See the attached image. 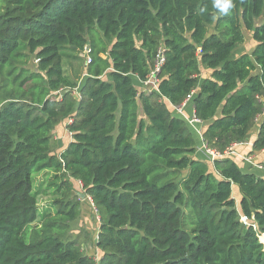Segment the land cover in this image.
Instances as JSON below:
<instances>
[{"label":"trees","instance_id":"1","mask_svg":"<svg viewBox=\"0 0 264 264\" xmlns=\"http://www.w3.org/2000/svg\"><path fill=\"white\" fill-rule=\"evenodd\" d=\"M217 2L2 0L0 264H264V179L230 158L211 171L165 103L194 92L201 140L220 154L263 115L252 150L264 149V0H230L226 12ZM244 32L255 47L232 57ZM160 52L157 92H138L132 78L146 82ZM58 124L72 139L54 156ZM45 170L91 201L98 261L66 239L80 216L67 180L38 217L33 176Z\"/></svg>","mask_w":264,"mask_h":264},{"label":"rangeland","instance_id":"2","mask_svg":"<svg viewBox=\"0 0 264 264\" xmlns=\"http://www.w3.org/2000/svg\"><path fill=\"white\" fill-rule=\"evenodd\" d=\"M1 2L2 0H0V10L3 6ZM263 21L264 18H260L256 20L255 24L259 25ZM254 47H255V42L252 40L251 34L244 32V42L233 51L232 57H237L244 53L250 54ZM79 57L82 59V63L79 64L75 63L74 67L75 69L80 70V72H83L84 70L83 65H85L84 64L85 62L83 63L84 53L79 54ZM34 65L35 62L33 61V57H31L29 68L33 69ZM64 67L66 73L68 75H71V71L69 69L70 67H68L67 64H64ZM200 69L202 71L200 74L201 79L209 76L210 73L209 71L205 72L203 67H201ZM83 78L84 76L82 75L80 81ZM132 81L134 87L138 92H147L153 89V86L145 85L144 83L141 84V82H139L134 77L132 78ZM73 94L75 97H77L76 92H73ZM166 106L168 107L169 111L173 116L177 115V113H175L167 103ZM260 118L261 117L258 118L256 124L258 123ZM204 129H205V125L203 123V125L200 126L201 134L204 131ZM71 139H72V134H69L68 132L65 131V126L59 127L58 132L51 134L50 155L58 156V154L61 152L60 149L62 148V146H66L67 141ZM195 141L197 143L196 145L198 151L197 159L206 163L208 167H210L209 169L211 170V162L208 159V155L205 153L204 145L196 137H195ZM202 152L204 154L202 157H200L202 155ZM62 180H67L71 184L72 196L75 197V199L79 202L80 205V209H79L80 216L78 217L77 220H75L70 224L66 239L74 241L75 245L80 249V251L84 255L93 258L95 261H98L100 257V252L96 249V240L98 233V216L91 201L82 191L80 184L77 181L71 179L69 174H63V173L55 174L52 172V170H45L33 176V192L37 199L38 217L49 211L51 214L54 213L53 202L62 198L55 185L56 184L59 185ZM236 195L237 194L235 192V189H233V198H235ZM235 202H237V200ZM237 208L239 209L238 206Z\"/></svg>","mask_w":264,"mask_h":264},{"label":"built area","instance_id":"3","mask_svg":"<svg viewBox=\"0 0 264 264\" xmlns=\"http://www.w3.org/2000/svg\"><path fill=\"white\" fill-rule=\"evenodd\" d=\"M85 50H86V53H87L88 50L87 49H85ZM85 58H86V64L89 63V59H88L87 55L85 56ZM163 61H164V59H163L162 53L160 52L158 57H157L155 66H154V70L150 73V76H149L148 80L146 82H144L145 85L153 86V89L149 90L147 92H157L156 74L159 72V68L163 64ZM193 96H194V92L190 93L187 96L185 102L179 107H173V106H170V105L169 106L171 107V109L175 113H177L176 116H178V118H180L183 122H185V124L188 126V128L190 130L198 131V133H200V135H202L201 131H200V126H202L203 123L195 119L193 111H190L189 113H187L186 110H185L186 104L188 102L192 101ZM263 101H264V99H263ZM71 123H72L71 119H68L67 122H66L67 125H70ZM69 134H71V133H69ZM201 142H202V140H201ZM202 144H203V142H202ZM244 145H247V144H245V143H233L222 154L216 153V152H213V151H208L205 148V145H204V149H205V153L208 155V159H209V161L211 162V165H212L215 160H221V159H224V158L234 159L235 157H238V148L242 147ZM244 160H245L246 163H248L249 166L255 167L258 171H261V172L264 173V163H253L252 160L250 159V157H248V156H245ZM240 221L244 225L248 224L247 219L245 217H241Z\"/></svg>","mask_w":264,"mask_h":264},{"label":"crops","instance_id":"4","mask_svg":"<svg viewBox=\"0 0 264 264\" xmlns=\"http://www.w3.org/2000/svg\"><path fill=\"white\" fill-rule=\"evenodd\" d=\"M205 72L206 71H209V70H206L204 69ZM202 72V71H200ZM210 72V71H209ZM142 84V82H141ZM185 110L187 113H189L190 111H193V106H192V101L188 102L186 104V107H185ZM260 120L258 121V123L254 126V128L250 131V133L248 134V136L246 137L245 141H243V143L247 144V145H244L242 147H239L238 148V157H235L234 160L236 161L237 165L239 168H241V170L243 172H246V173H252L260 178H263L264 179V173L261 172V171H258L255 167H251L248 165V163L245 162L244 160V157L245 156H248L250 157V159L252 160L253 163H264V149L261 150V151H253L252 150V143L253 141L255 140L256 136H257V132H258V129H259V125L260 123L262 122V119H263V115L260 116ZM259 118V117H258ZM258 120V119H257ZM61 126H65L63 124H58L55 128H54V131H52L51 134H54L55 132H58V128L61 127ZM65 131L68 132L65 128ZM71 140L67 141L66 143V146L67 144L70 142ZM66 146H62V148L60 149V151H62ZM196 148V152H195V158L197 159V146L195 147ZM202 150V149H200ZM203 152H202V155L200 157L203 156ZM235 189V192H236V196H235V201L237 200V203L239 201V194L237 193L238 190L236 188Z\"/></svg>","mask_w":264,"mask_h":264},{"label":"clouds","instance_id":"5","mask_svg":"<svg viewBox=\"0 0 264 264\" xmlns=\"http://www.w3.org/2000/svg\"><path fill=\"white\" fill-rule=\"evenodd\" d=\"M217 7L220 8L221 12H226L231 7L230 0H224L223 3H220L218 0Z\"/></svg>","mask_w":264,"mask_h":264},{"label":"bare ground","instance_id":"6","mask_svg":"<svg viewBox=\"0 0 264 264\" xmlns=\"http://www.w3.org/2000/svg\"><path fill=\"white\" fill-rule=\"evenodd\" d=\"M192 132H193V134L198 138V140L199 141H201V135H200V133H198V131H193V130H191ZM259 241H260V243L263 245V247H264V235H261V236H259Z\"/></svg>","mask_w":264,"mask_h":264},{"label":"water","instance_id":"7","mask_svg":"<svg viewBox=\"0 0 264 264\" xmlns=\"http://www.w3.org/2000/svg\"><path fill=\"white\" fill-rule=\"evenodd\" d=\"M86 49H87V47H86ZM88 50V49H87Z\"/></svg>","mask_w":264,"mask_h":264}]
</instances>
